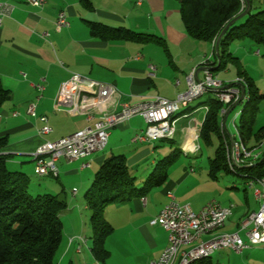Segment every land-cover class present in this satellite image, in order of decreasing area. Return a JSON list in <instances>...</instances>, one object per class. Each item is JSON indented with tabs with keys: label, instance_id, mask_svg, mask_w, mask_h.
Returning <instances> with one entry per match:
<instances>
[{
	"label": "crops",
	"instance_id": "crops-1",
	"mask_svg": "<svg viewBox=\"0 0 264 264\" xmlns=\"http://www.w3.org/2000/svg\"><path fill=\"white\" fill-rule=\"evenodd\" d=\"M3 1L11 6V11L0 23V82L10 95L0 107V138L7 141L2 154L6 156L10 171L28 177L34 175L32 154L41 144L67 137L88 125L84 117H69L62 111L53 110L58 87L71 74L114 86L120 94V105L150 102L156 97L173 100L178 93L185 91L186 78L193 70V79H202L200 65L214 53L211 44L196 42L186 35L174 0H89L92 10L85 9L78 0H44L40 8L29 6L25 0ZM60 11L65 13L69 26L55 32L53 23ZM89 22L153 35L163 39V45L103 41L90 35ZM42 33H46L47 38H41ZM153 45L163 50L166 60L159 57V51ZM230 52L238 62L224 70L213 71L214 77L222 83H232L238 78V71L243 72L259 92L264 93V46L236 44ZM150 67L154 68L153 71ZM168 68L178 73L172 74ZM30 105H34L33 115L28 112ZM201 107L189 105L191 111H183L178 117L172 139L158 141L178 143V148L184 146L189 130H194L203 118ZM40 117H46L50 129L46 135L39 134L43 126ZM139 120L144 125L143 130ZM145 127L141 117H133L110 130L102 151L72 162L58 160V176L51 178L55 183L49 181L50 178L41 177L40 193L60 197L66 192L62 197L66 208L59 215L62 241L55 264H150L157 260L167 246L168 235L159 226H150L149 221L167 203V193H172L176 202L187 205L194 213L210 201L222 207H233L225 226L198 242L236 232L240 221L256 211L258 203L253 200L254 207L248 208L246 191L237 189L238 180L220 179V175L226 173L211 177L208 165L196 169L178 163L168 169V178L160 187L105 210L104 218L112 227V233L104 241L108 257L103 261L96 260L90 252L91 240L88 241L89 220L86 213H79L81 208L87 211L84 195L107 157L124 155L130 172L148 155H156L145 147L135 150L129 158L125 154L129 144H137L133 139ZM259 129L264 132V101L254 125L255 131ZM227 134H232L229 128ZM248 145L253 146V141ZM163 147L160 155L168 156L172 148ZM258 152L262 156L264 150ZM188 155L190 153H182L179 157L187 158ZM155 163L152 160L151 165ZM144 180L145 176L137 180L138 190ZM234 212L237 213L235 219ZM87 233L88 238L85 237ZM77 237L85 239L79 250ZM198 242L181 247L174 264L178 263L183 252ZM215 253V260L211 256L208 259L210 264H264V245L241 253L229 250Z\"/></svg>",
	"mask_w": 264,
	"mask_h": 264
},
{
	"label": "trees",
	"instance_id": "trees-1",
	"mask_svg": "<svg viewBox=\"0 0 264 264\" xmlns=\"http://www.w3.org/2000/svg\"><path fill=\"white\" fill-rule=\"evenodd\" d=\"M174 1L178 4L186 35L196 42L209 44L216 42L225 26L242 14L248 4L247 13L235 21L220 38L218 56L212 54L210 66L214 72L238 62L230 52L233 45L245 43L255 47L264 46V0ZM78 2L85 9L92 10L89 0ZM88 28L92 37L103 41L163 45V39L159 37L125 28H113L96 22H89ZM238 78L244 81L247 98L239 116L237 130L243 144L247 149L253 150L264 142L263 130H254L264 93H260L255 83L243 72L238 71ZM9 96L8 90L0 82V107ZM205 105L209 111L202 123L198 141L211 147L212 139H217L213 158L207 162L210 176L215 177L217 173L231 174L244 183L248 179L264 178V152L254 164L234 172L228 170L219 128L218 111L221 104L209 95L202 106ZM187 111L191 110H184V113ZM251 141L254 145L250 147L248 143ZM6 143L5 138H0V264H55L54 259L62 241L59 215L66 208V202L57 195H30L29 177L7 168L6 156L2 154ZM175 152L177 157L182 154L179 149ZM171 153L158 160L140 190L136 188L137 179L129 172L124 155H111L103 160L84 195L89 213L90 252L96 260L103 261L108 257L104 241L112 233V227L104 218L105 210L110 206L123 204L132 197L143 196L152 188L164 184L168 178V169L175 162L176 153L174 157ZM208 259L196 260L190 264H210Z\"/></svg>",
	"mask_w": 264,
	"mask_h": 264
},
{
	"label": "built area",
	"instance_id": "built-area-1",
	"mask_svg": "<svg viewBox=\"0 0 264 264\" xmlns=\"http://www.w3.org/2000/svg\"><path fill=\"white\" fill-rule=\"evenodd\" d=\"M25 2L34 8H40L44 4V0H25ZM10 11L11 6L0 0V23L3 18L9 15ZM53 24L55 32L68 28L69 23L63 11L57 14ZM47 36L46 33L40 34L43 39ZM211 45L213 49L215 41ZM209 65H211V57L203 60L200 65L203 69L202 79L194 80L193 70L186 78L185 91L178 93L173 100L156 97L150 102H141L135 105H120V94L110 84L93 81L80 75L69 76L58 87L53 99V110L55 112L62 111L69 117H84L88 125L67 137L41 144L32 154L34 175L57 178L56 163L58 160L64 159L72 162L102 151L106 146L110 130L136 116L144 120L146 127L141 134L135 136L134 142L152 143L163 140L164 137H173L176 123L164 122V115L168 114L170 107H174L177 103H183L185 98L193 96H221L225 103L224 135H229L227 134V119L240 99V89L236 83H222L217 80L210 71L211 66ZM150 69L153 71L154 68L150 67ZM37 87L41 89L40 86ZM204 87H213V94H204ZM117 107L119 108L117 109ZM33 109L34 105H30L28 108V112L32 115ZM208 111L209 109L202 111L203 118L195 127L202 126ZM40 121L43 126L39 129V134H48L50 129L46 125V117H40ZM191 150L196 153L199 150V145L196 143V148ZM244 151L246 153L249 150ZM256 161L258 159L236 160L240 165L252 164ZM245 185L254 188V200L259 204L253 216L250 219H242L236 232L226 236H217L214 242H204L196 250L183 252L180 262L177 264H184V261L191 258L211 254L213 250L219 248H233L234 253H241L250 248V243H255L264 237V178L252 179V182H246ZM72 194H75V191ZM166 196L167 203L157 216L149 221V225L159 226L166 231L168 243L157 260L150 264H174L170 261V250L174 242H184L196 236H206L211 227L225 226L227 214L232 212L233 208L232 206L222 207L215 201H210L199 212L194 213L187 205L176 202L172 193H167ZM76 240L79 250L84 239L77 237Z\"/></svg>",
	"mask_w": 264,
	"mask_h": 264
},
{
	"label": "bare ground",
	"instance_id": "bare-ground-1",
	"mask_svg": "<svg viewBox=\"0 0 264 264\" xmlns=\"http://www.w3.org/2000/svg\"><path fill=\"white\" fill-rule=\"evenodd\" d=\"M70 76H78V74H71ZM236 83L237 87L240 89V99L236 106L231 110L230 114L233 113V118L231 120V126L234 129V134H229V135H224V129H223V119H224V114H225V103L222 100L221 96H216V95H210L213 99L217 100L221 104V108L218 111V118H219V128H220V133L222 134V143H223V148H224V153H225V158H226V163H227V168L229 171L234 172L239 168H242L244 166H250L252 164H246V165H240L236 162L237 161H248V160H254V159H259L261 157L260 152L256 153L254 150H249L247 147L243 144L242 140L240 139L237 127L235 126V120L237 117L240 116L241 112H235V109L242 104L246 98V90L244 87V81L242 78H237L234 82ZM241 89H244V95L242 96L241 94ZM204 94H213V87H204ZM204 95H199V96H193L189 98H185L183 100V103H177L174 107H170L168 114L164 115V122L168 124H175L178 120V117L182 115V112L186 109H188L190 103ZM208 106H202L201 110L206 111ZM201 127H195L194 128V133L193 129L189 130V137L188 141L184 146H180L179 150L183 151V153H190L194 154L192 152V148H196V143L198 144V138H199V133H200ZM166 139H172V137H164L163 140ZM264 145V142L263 144ZM260 145V146H262ZM259 146V147H260ZM244 150H249L248 152L245 153ZM234 151V153H233ZM236 159V160H235ZM246 182H252V179H248ZM246 189H250L252 191V196L254 198V188L249 187L248 185H245ZM254 212H250L249 214L246 215L244 219H250L253 216ZM232 215V212H228L227 214V219ZM224 226H217V227H211V229L208 230L207 235H211L212 233L222 229ZM229 234H219L217 236H226ZM217 236L212 237L206 242H214ZM202 237L204 236H196L195 238L189 239L188 241L184 242H174L172 244V249L170 250V261L171 263H175L177 256L179 254V250L181 247L188 246V245H193L194 243L198 242ZM82 239H84L82 237ZM85 244V239L84 243ZM204 242H198L194 247H191L189 250H196L198 247H200ZM264 245V237L260 238V240H257L255 243H250V248L254 246H261ZM220 250H229L233 251V248H219L218 250H213L211 254L208 255H202L200 257H195L191 258L187 261H184V264H190L193 261L200 260V259H206L209 258L213 253L220 251ZM181 258V256H180ZM180 258L178 260V263L180 262Z\"/></svg>",
	"mask_w": 264,
	"mask_h": 264
},
{
	"label": "rangeland",
	"instance_id": "rangeland-1",
	"mask_svg": "<svg viewBox=\"0 0 264 264\" xmlns=\"http://www.w3.org/2000/svg\"><path fill=\"white\" fill-rule=\"evenodd\" d=\"M173 3H176V2H173ZM153 44V43H152ZM154 47H156L155 49H157V51H159V57L163 58L164 60H166V57L164 55V52L163 50L159 47V46H156V45H153ZM211 60H212V56H211ZM209 64V63H208ZM210 66V65H209ZM212 67H210L211 69ZM169 71H172V74H175V73H178V71H175V70H171L170 68H168ZM211 72H213V69L210 70ZM209 95H204L194 101H192L190 103V106H197V107H200L204 104V102L207 100ZM244 102L242 104H240L236 109H235V112H241L242 108L244 107ZM233 118V113L230 114L228 116V119H227V125H228V128L231 130V133L234 134V129L232 128L231 126V120ZM239 125V117L236 118L235 120V126L237 127ZM139 126L142 128H144V125L142 124V122L139 120ZM128 141V140H127ZM212 146L211 147H206L204 146L202 143L200 144L198 142V145H200L201 147V150L199 149L196 153L194 154H190L187 156V158L185 157H182V156H178L177 157V153L175 152V150L179 149L178 148V143H170L168 141H154L152 143H148V144H133V145H128V147H126L125 149V154L126 156L129 158V156H131V154L135 151V150H138L140 149L141 147H145L147 149V151H149L150 153L151 152H156V155H148L144 160H143V163H141V165L137 166V167H133L130 169V172L131 174L136 177L137 180H139L142 176H145V178L152 173L154 166L151 165V162L152 160H154L157 164L158 160H161L163 159L164 157L160 155V149L161 147H169V148H172L171 149V152L173 153V157L175 156V153H176V156L174 157L175 158V162L173 163V165H180L183 163V166L184 167H188L190 166L191 168H196V169H202V168H207V162L209 159H212L213 158V153H214V150L215 148L217 147V139L213 138L212 139ZM163 147V148H164ZM263 146H260V147H256V149H253L254 152L258 153V150L260 151H263L264 150V147L262 148ZM170 152V153H171ZM183 153V151H181ZM168 153V154H170ZM171 153V154H172ZM167 154V155H168ZM133 169V171H132ZM220 179H223V178H228V179H231V180H238V187L237 189L241 190V191H246L245 193L247 194V197H248V208H251V207H254L253 205V196H252V191L250 189H246V186H245V183H243L241 181V179L231 175V174H221L220 175ZM47 178H50V177H47ZM29 180H30V184H29V189H28V192L30 195L32 196H36V195H42V192L40 193V191H38V188L40 186V184L43 183V179L41 177H37L35 175H31V177H29ZM49 181H52L53 183H55V180L54 179H48ZM240 180V181H239ZM66 193V192H65ZM65 193H61L64 194ZM54 196H56L55 194H53ZM62 195L60 196V198L63 197ZM83 197V195H82ZM257 204V203H256ZM258 206L259 204H257V208L256 210L258 209ZM245 209V207L243 208ZM86 213V216H87V221L89 220V213L85 210L83 211L82 208H81V211H79V213ZM234 217H237V213L234 212L233 214V219H235ZM88 229L89 226H88ZM225 234H230V233H225ZM86 238L89 237V234L87 233L85 235ZM88 241H90V239L88 238ZM214 254V253H213ZM211 255L210 258H212V260H215L216 256H217V253H215L214 255ZM216 255V256H215ZM226 257V255H223V258ZM57 258V257H56Z\"/></svg>",
	"mask_w": 264,
	"mask_h": 264
},
{
	"label": "water",
	"instance_id": "water-1",
	"mask_svg": "<svg viewBox=\"0 0 264 264\" xmlns=\"http://www.w3.org/2000/svg\"><path fill=\"white\" fill-rule=\"evenodd\" d=\"M248 11V4H247V7H246V10L240 14L238 17L234 18L232 21H230L226 26L225 28L223 29V31L221 32V34L219 35V37L217 38L216 42H215V45H214V55L217 57L218 56V44H219V40L220 38L222 37V35L226 32V30L235 22L237 21L238 19H240L241 17H243ZM241 94L242 96L244 95V89H241Z\"/></svg>",
	"mask_w": 264,
	"mask_h": 264
}]
</instances>
